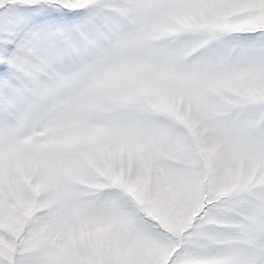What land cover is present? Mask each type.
Segmentation results:
<instances>
[{"label":"snow or ice","instance_id":"obj_1","mask_svg":"<svg viewBox=\"0 0 264 264\" xmlns=\"http://www.w3.org/2000/svg\"><path fill=\"white\" fill-rule=\"evenodd\" d=\"M0 264H264V0H0Z\"/></svg>","mask_w":264,"mask_h":264}]
</instances>
